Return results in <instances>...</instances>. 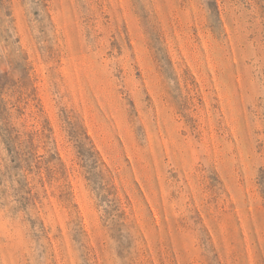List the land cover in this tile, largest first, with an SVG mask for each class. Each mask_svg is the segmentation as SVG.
I'll return each mask as SVG.
<instances>
[{"label": "rangeland", "instance_id": "rangeland-1", "mask_svg": "<svg viewBox=\"0 0 264 264\" xmlns=\"http://www.w3.org/2000/svg\"><path fill=\"white\" fill-rule=\"evenodd\" d=\"M0 264H264V0H0Z\"/></svg>", "mask_w": 264, "mask_h": 264}]
</instances>
